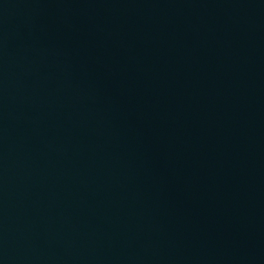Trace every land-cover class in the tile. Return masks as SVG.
Returning a JSON list of instances; mask_svg holds the SVG:
<instances>
[{
	"label": "water",
	"instance_id": "1",
	"mask_svg": "<svg viewBox=\"0 0 264 264\" xmlns=\"http://www.w3.org/2000/svg\"><path fill=\"white\" fill-rule=\"evenodd\" d=\"M0 264H264V0H0Z\"/></svg>",
	"mask_w": 264,
	"mask_h": 264
}]
</instances>
